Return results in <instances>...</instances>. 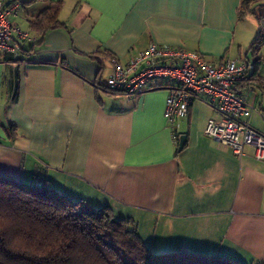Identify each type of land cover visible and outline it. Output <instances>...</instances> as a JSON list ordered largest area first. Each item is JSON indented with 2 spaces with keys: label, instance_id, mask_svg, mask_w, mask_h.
Returning <instances> with one entry per match:
<instances>
[{
  "label": "crops",
  "instance_id": "crops-1",
  "mask_svg": "<svg viewBox=\"0 0 264 264\" xmlns=\"http://www.w3.org/2000/svg\"><path fill=\"white\" fill-rule=\"evenodd\" d=\"M245 1L254 3L242 17ZM11 21L31 39H19L18 58L0 52V177L108 205L154 252L264 264V160L254 148L239 157L205 133L220 114L204 96L174 129L165 82L133 96L106 87L113 60L152 42L214 64L245 59L257 69L239 87L264 134V44L250 50L264 0H22Z\"/></svg>",
  "mask_w": 264,
  "mask_h": 264
},
{
  "label": "trees",
  "instance_id": "trees-1",
  "mask_svg": "<svg viewBox=\"0 0 264 264\" xmlns=\"http://www.w3.org/2000/svg\"><path fill=\"white\" fill-rule=\"evenodd\" d=\"M253 3L245 1L240 16L245 9L251 13ZM263 42L261 31L250 46L253 54ZM256 69L257 63L243 82L253 78ZM0 264L248 263L189 250L154 252L136 225L115 216L108 205L94 208L46 181L31 185L0 177Z\"/></svg>",
  "mask_w": 264,
  "mask_h": 264
},
{
  "label": "built area",
  "instance_id": "built-area-1",
  "mask_svg": "<svg viewBox=\"0 0 264 264\" xmlns=\"http://www.w3.org/2000/svg\"><path fill=\"white\" fill-rule=\"evenodd\" d=\"M22 0H0V52L18 58L22 49L19 39H31L15 25ZM245 59L225 58L214 64L202 53L152 42L126 62L113 60L106 87L129 96L140 95L166 83L168 96L165 116L168 126L178 129L188 116L194 99L204 96L219 114L207 120L205 133L233 154L241 157L246 146L255 150V158L264 160V134L249 124L254 105L239 84L254 69Z\"/></svg>",
  "mask_w": 264,
  "mask_h": 264
},
{
  "label": "water",
  "instance_id": "water-1",
  "mask_svg": "<svg viewBox=\"0 0 264 264\" xmlns=\"http://www.w3.org/2000/svg\"><path fill=\"white\" fill-rule=\"evenodd\" d=\"M186 141H187V134H182L180 136L178 150H181L184 147V145L186 144Z\"/></svg>",
  "mask_w": 264,
  "mask_h": 264
},
{
  "label": "rangeland",
  "instance_id": "rangeland-1",
  "mask_svg": "<svg viewBox=\"0 0 264 264\" xmlns=\"http://www.w3.org/2000/svg\"><path fill=\"white\" fill-rule=\"evenodd\" d=\"M152 251H154V249H151Z\"/></svg>",
  "mask_w": 264,
  "mask_h": 264
}]
</instances>
